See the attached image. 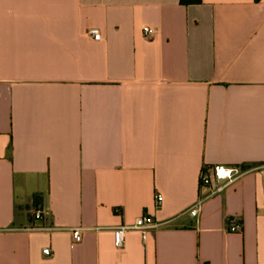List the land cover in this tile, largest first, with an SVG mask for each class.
Here are the masks:
<instances>
[{"label":"crops","instance_id":"obj_1","mask_svg":"<svg viewBox=\"0 0 264 264\" xmlns=\"http://www.w3.org/2000/svg\"><path fill=\"white\" fill-rule=\"evenodd\" d=\"M0 264H264V0H0Z\"/></svg>","mask_w":264,"mask_h":264},{"label":"built area","instance_id":"obj_2","mask_svg":"<svg viewBox=\"0 0 264 264\" xmlns=\"http://www.w3.org/2000/svg\"><path fill=\"white\" fill-rule=\"evenodd\" d=\"M89 33L93 39L98 40L101 38V33L99 29L92 28L90 29ZM143 33L145 37L152 38L154 31L150 26L144 25ZM238 171H239L238 169L223 165H211V166L203 167L199 176V185L201 189L207 188L210 189V191L208 194L203 195V197L201 198L208 197L216 192L221 191L222 186L216 185L215 182L223 181V180L229 182L235 178V175ZM163 200L164 197L162 193H157L155 195V202H156L155 205L157 209L161 208ZM196 213H197V209L193 208L191 210V214L196 215ZM33 214L35 219H41L43 217V212L40 209H35ZM158 226H159V222L156 219L155 215L151 213H145L132 224H121L115 227L114 243L117 247H122L124 245V239L126 233L131 230H137L141 232L143 238L145 239L147 237L149 230L156 228ZM229 230L233 232L240 231L241 224L236 221H232L229 224ZM72 234L75 242H80L83 238L82 229L80 227L73 228ZM44 253L47 255H52L50 248H45Z\"/></svg>","mask_w":264,"mask_h":264},{"label":"trees","instance_id":"obj_3","mask_svg":"<svg viewBox=\"0 0 264 264\" xmlns=\"http://www.w3.org/2000/svg\"><path fill=\"white\" fill-rule=\"evenodd\" d=\"M183 3H199L201 0H181Z\"/></svg>","mask_w":264,"mask_h":264}]
</instances>
